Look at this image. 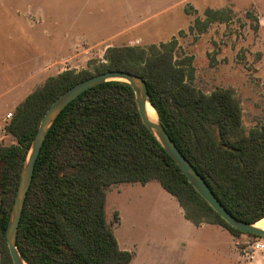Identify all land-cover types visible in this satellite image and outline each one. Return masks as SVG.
<instances>
[{"label":"trees","instance_id":"obj_1","mask_svg":"<svg viewBox=\"0 0 264 264\" xmlns=\"http://www.w3.org/2000/svg\"><path fill=\"white\" fill-rule=\"evenodd\" d=\"M177 40L110 46L92 68L66 69L20 101L6 127L15 143L0 145V264H14L6 240L28 149L48 107L94 74L122 69L140 75L165 130L236 218H264V124L246 129L232 86L210 92L193 84L192 57L177 59ZM157 180L187 219L220 224L236 236L259 235L227 223L143 123L132 85L108 80L69 102L50 127L35 163L17 233L29 264H128L106 216L107 191L123 182ZM118 219V216H117Z\"/></svg>","mask_w":264,"mask_h":264},{"label":"rangeland","instance_id":"obj_2","mask_svg":"<svg viewBox=\"0 0 264 264\" xmlns=\"http://www.w3.org/2000/svg\"><path fill=\"white\" fill-rule=\"evenodd\" d=\"M172 38L177 59L192 57L194 86H232L246 129L264 124V0H0V145L16 142L6 130L16 105L49 76L92 68L110 46ZM147 190L168 193L157 180L107 191V220L137 254L130 264H250L212 252L194 231L152 232L158 219L147 213L161 203ZM252 238L240 235V254Z\"/></svg>","mask_w":264,"mask_h":264},{"label":"water","instance_id":"obj_3","mask_svg":"<svg viewBox=\"0 0 264 264\" xmlns=\"http://www.w3.org/2000/svg\"><path fill=\"white\" fill-rule=\"evenodd\" d=\"M108 80H123L132 85L136 95L137 107L143 123L153 132L160 144L187 176L188 180L198 193L227 223L244 232L264 235V229L257 227L256 223L251 224L236 218L222 205L204 178L175 145L159 117L156 121L151 119L148 113V104L151 106L153 105L149 101L147 85L144 79L140 75L130 71L113 69L94 74L93 76L71 86L54 99L43 115L22 165L16 195L6 228L7 245L14 264H29L19 251L17 245V233L27 192L32 181L35 163L50 127L64 107L80 93Z\"/></svg>","mask_w":264,"mask_h":264},{"label":"crops","instance_id":"obj_4","mask_svg":"<svg viewBox=\"0 0 264 264\" xmlns=\"http://www.w3.org/2000/svg\"><path fill=\"white\" fill-rule=\"evenodd\" d=\"M147 184H149V182L143 185ZM166 192L168 191L166 190ZM146 193L150 198L159 197L161 203V211L152 209L153 212L147 213L151 219H158V222H149V229L152 232L156 231L155 233H166L168 231H173L174 235L178 236V239L184 240L186 237H188L190 232L194 231L199 234L201 239L204 240V246L211 249L212 252H215L219 255H224L223 257L231 259V261L235 260V254L237 253L239 254L238 257L241 258L240 251L237 249V243L239 242L237 239H239L240 236H236L220 224L208 222L195 224L194 222L190 221L185 217L183 207L180 205L177 198L169 192L165 193L164 191L159 190H147ZM119 241L120 240H118V243L121 249L131 251L134 254L132 260L128 264L134 262L137 255L134 248L126 244H121ZM255 262H264V255H259L258 257L256 256L254 260L250 262V264Z\"/></svg>","mask_w":264,"mask_h":264},{"label":"built area","instance_id":"obj_5","mask_svg":"<svg viewBox=\"0 0 264 264\" xmlns=\"http://www.w3.org/2000/svg\"><path fill=\"white\" fill-rule=\"evenodd\" d=\"M264 253V235L253 237L247 246L241 249V255L247 261H252L259 254Z\"/></svg>","mask_w":264,"mask_h":264},{"label":"bare ground","instance_id":"obj_6","mask_svg":"<svg viewBox=\"0 0 264 264\" xmlns=\"http://www.w3.org/2000/svg\"><path fill=\"white\" fill-rule=\"evenodd\" d=\"M148 113H149V116L151 117V119H153L155 121L158 120L157 112H156L155 108L153 106H151L150 104H148ZM256 226L264 229V218H262L261 220L256 222Z\"/></svg>","mask_w":264,"mask_h":264}]
</instances>
